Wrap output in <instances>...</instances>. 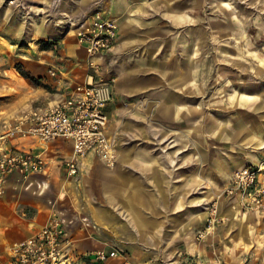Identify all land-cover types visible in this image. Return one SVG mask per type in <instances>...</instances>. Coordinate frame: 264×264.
I'll use <instances>...</instances> for the list:
<instances>
[{
  "label": "crops",
  "instance_id": "crops-1",
  "mask_svg": "<svg viewBox=\"0 0 264 264\" xmlns=\"http://www.w3.org/2000/svg\"><path fill=\"white\" fill-rule=\"evenodd\" d=\"M51 1L15 0L5 8L0 0V137L4 122L15 120L23 110H44L63 102L92 75L96 83L110 84L113 89V99L106 108L107 134L117 144L118 161L114 169L103 168L101 158L90 152L80 161L79 174L71 178L64 167L73 152L70 144L44 143L33 136L9 139L7 144L13 148L42 154L48 166L44 173L28 180L18 175L10 178L0 196V264L11 259L14 243L34 236L55 212L74 235L72 240L82 237L83 247L91 248L94 243L84 237L81 214L85 210L91 215L99 230L110 226L114 221L107 204L113 189L120 188V196L128 206L142 205L143 189L150 185L151 203L158 212L161 206L177 204L180 194L176 198L174 145L181 141L183 146L178 150L183 152V178L178 182L183 189H190L192 115L203 108L225 110L217 116H206V126L209 123L212 130L218 131L223 148L215 160L219 165L213 177L216 193L229 186L236 170L264 160V89L258 91L250 83L242 91L237 85L224 83L210 88L207 70L193 72L190 65L179 63L183 57H191L192 46L185 31L179 39L170 34V1L111 0L102 16L117 22L118 38L110 50L96 57L99 71L87 66L89 58L76 36L49 31ZM94 19L87 18L83 24ZM177 21L175 16L173 25H178ZM55 40L60 50L52 45ZM175 53L183 55L177 57ZM232 86L237 90L229 91ZM125 98H130L127 105ZM16 102L21 107L17 113L11 108ZM127 107L131 111L123 122ZM177 127L183 130L178 138ZM97 180L101 181L102 193H98ZM123 189L135 193V197L129 192L124 198ZM100 197L105 203L103 210L96 205ZM223 207L221 213L227 205ZM259 212L263 215L264 210ZM252 214L261 220V213Z\"/></svg>",
  "mask_w": 264,
  "mask_h": 264
},
{
  "label": "rangeland",
  "instance_id": "rangeland-1",
  "mask_svg": "<svg viewBox=\"0 0 264 264\" xmlns=\"http://www.w3.org/2000/svg\"><path fill=\"white\" fill-rule=\"evenodd\" d=\"M13 1L15 0H1L5 2V8ZM110 1L52 0L48 10L49 31L52 34L57 31L60 36L63 34L73 38L87 18L105 14ZM167 1H170L171 6L168 7L171 15L167 20L170 34H176L179 39L180 34L185 31L192 46L191 57H183L178 62L190 65L193 72L207 70L210 88L224 83L237 85V89L242 91L246 83H250L258 91L259 88L264 89V0ZM79 13H82L81 16ZM175 16L178 18V25H173ZM17 18L19 19L18 16ZM54 42L56 44L52 45L60 50V45L56 40ZM19 43H23V40ZM204 46L206 50L202 49ZM182 55L175 53L177 57ZM247 68L248 71L244 70ZM18 69L22 72L20 66ZM234 89L232 86L229 91ZM129 99L125 98V105ZM11 108L16 113L20 112V102H16ZM28 109L31 108L25 110ZM23 111L22 114L28 112ZM123 111L125 115L122 121L125 122L131 110L127 107ZM224 111L221 108H203L192 115L194 124L190 132V189H183V184L178 182L180 177L183 178L180 162L183 152H178L183 146L181 141L175 142L177 152L174 166L177 181L174 191L176 198L180 194V201L169 208L161 206L158 212L157 207L151 203V185L143 189L145 202L142 205L133 203L128 206L120 196V188L113 189L112 200H108L107 204L114 221L110 226L99 230L91 215L85 210L81 214L84 237L94 243L91 248L83 247L85 241L81 240L82 237L77 241L72 240L74 235L67 227L70 245L65 251L67 259L73 258L71 264H96L90 260V255L113 250L119 253L114 260L117 264L125 259L130 264H264V213L262 215V212H257L261 213V220H257L252 213L241 208L233 209L238 200L234 203L225 201L226 210L221 213L224 209L222 206L220 211L222 219L210 234H204L209 207L221 197L225 189L215 192L213 177L217 176L215 170L219 166L215 160L219 158L223 148L218 141V131L212 130V125L208 122L206 126V116H217ZM261 112L256 115L257 118H260ZM180 134H183V130L177 127L176 138ZM188 159L187 156L186 160ZM102 165L107 169L117 166L116 164L114 168H110L103 160ZM98 170L99 167L94 168L95 173ZM100 178L103 180L102 176ZM96 182L100 183L98 193H102L101 181ZM129 192L123 189L124 198ZM135 195L132 193V197ZM100 199L96 205L103 210L105 203L101 197Z\"/></svg>",
  "mask_w": 264,
  "mask_h": 264
},
{
  "label": "built area",
  "instance_id": "built-area-1",
  "mask_svg": "<svg viewBox=\"0 0 264 264\" xmlns=\"http://www.w3.org/2000/svg\"><path fill=\"white\" fill-rule=\"evenodd\" d=\"M75 36L89 58L87 66L99 71L95 59L115 45L118 24L98 15L91 23L80 25ZM51 74L56 75L54 71ZM112 99V86L96 83L89 75L86 82L78 84L63 102L44 110H30L13 121L4 122L0 137V196L10 178L18 175L28 180L44 173L48 166L42 154L7 144L9 139L16 137L33 136L44 143L62 141L70 144L73 152L64 163L67 177L79 174L80 161L90 152L114 168L118 161L117 144L107 134L109 118L106 114ZM234 198L238 201L233 209L241 208L251 213L264 210V161L233 173L229 186L209 207L205 235L210 234L222 219L220 211L224 202ZM69 245L67 225L55 212L34 236L12 245L11 259L6 264H71L73 258L67 259L65 251ZM118 255L116 250L99 251L89 258L96 264H117L114 260ZM120 264L130 263L125 259Z\"/></svg>",
  "mask_w": 264,
  "mask_h": 264
},
{
  "label": "trees",
  "instance_id": "trees-1",
  "mask_svg": "<svg viewBox=\"0 0 264 264\" xmlns=\"http://www.w3.org/2000/svg\"><path fill=\"white\" fill-rule=\"evenodd\" d=\"M24 74V73H23Z\"/></svg>",
  "mask_w": 264,
  "mask_h": 264
}]
</instances>
